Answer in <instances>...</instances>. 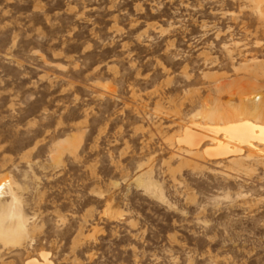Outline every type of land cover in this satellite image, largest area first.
<instances>
[{
    "label": "rangeland",
    "instance_id": "rangeland-1",
    "mask_svg": "<svg viewBox=\"0 0 264 264\" xmlns=\"http://www.w3.org/2000/svg\"><path fill=\"white\" fill-rule=\"evenodd\" d=\"M244 104L264 0H0V264H264Z\"/></svg>",
    "mask_w": 264,
    "mask_h": 264
},
{
    "label": "bare ground",
    "instance_id": "bare-ground-1",
    "mask_svg": "<svg viewBox=\"0 0 264 264\" xmlns=\"http://www.w3.org/2000/svg\"><path fill=\"white\" fill-rule=\"evenodd\" d=\"M242 113L246 116H251L254 118H264V109L260 107H256L251 104H244L242 106ZM223 126H215L211 131L215 133L223 132L228 139V141L238 142V144H245L248 147H254V141L258 143H264V123L262 124H255L250 122L249 120H240L237 116L233 115L228 117L227 119L223 120ZM216 140V139H215ZM190 143L192 147H196L198 142L194 144V139L190 138ZM234 146L233 149L229 147L228 144L224 145L223 143H219L218 154L215 157H224L228 155H240L243 152V149L239 145ZM5 188V183H0V196L3 193ZM8 212V211H7ZM1 216V215H0ZM3 218L11 219L13 214L10 212L5 214L3 213ZM1 221V220H0ZM13 227V226H12ZM13 229V228H11ZM6 229L2 225V221L0 222V238H13L16 236H20L24 230V226L22 223L19 222L18 227L16 230ZM45 262H47V257L43 256ZM28 264H36L35 261H29Z\"/></svg>",
    "mask_w": 264,
    "mask_h": 264
}]
</instances>
